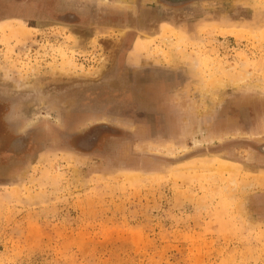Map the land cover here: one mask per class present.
<instances>
[{"label": "rangeland", "instance_id": "obj_1", "mask_svg": "<svg viewBox=\"0 0 264 264\" xmlns=\"http://www.w3.org/2000/svg\"><path fill=\"white\" fill-rule=\"evenodd\" d=\"M263 147L264 0H0V264H264Z\"/></svg>", "mask_w": 264, "mask_h": 264}, {"label": "flooded vegetation", "instance_id": "obj_2", "mask_svg": "<svg viewBox=\"0 0 264 264\" xmlns=\"http://www.w3.org/2000/svg\"><path fill=\"white\" fill-rule=\"evenodd\" d=\"M95 139H96V138H95ZM78 147H79V146H76V145H74V146H70V148H71V149H74V150H75V149L77 150Z\"/></svg>", "mask_w": 264, "mask_h": 264}, {"label": "bare ground", "instance_id": "obj_3", "mask_svg": "<svg viewBox=\"0 0 264 264\" xmlns=\"http://www.w3.org/2000/svg\"><path fill=\"white\" fill-rule=\"evenodd\" d=\"M126 2H128L129 4H132V0H126Z\"/></svg>", "mask_w": 264, "mask_h": 264}, {"label": "water", "instance_id": "obj_4", "mask_svg": "<svg viewBox=\"0 0 264 264\" xmlns=\"http://www.w3.org/2000/svg\"><path fill=\"white\" fill-rule=\"evenodd\" d=\"M262 152L264 153V147L262 148Z\"/></svg>", "mask_w": 264, "mask_h": 264}]
</instances>
